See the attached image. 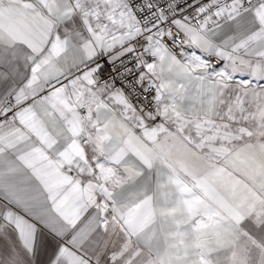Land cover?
<instances>
[{"label":"snow or ice","instance_id":"6c2138e0","mask_svg":"<svg viewBox=\"0 0 264 264\" xmlns=\"http://www.w3.org/2000/svg\"><path fill=\"white\" fill-rule=\"evenodd\" d=\"M0 264H264V0H0Z\"/></svg>","mask_w":264,"mask_h":264}]
</instances>
